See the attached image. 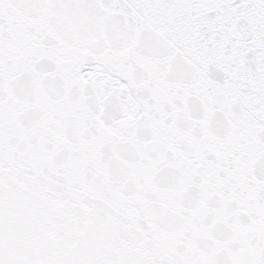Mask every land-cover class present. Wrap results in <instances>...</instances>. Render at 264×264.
I'll use <instances>...</instances> for the list:
<instances>
[{"label": "snow or ice", "instance_id": "snow-or-ice-1", "mask_svg": "<svg viewBox=\"0 0 264 264\" xmlns=\"http://www.w3.org/2000/svg\"><path fill=\"white\" fill-rule=\"evenodd\" d=\"M0 264H264V0H0Z\"/></svg>", "mask_w": 264, "mask_h": 264}]
</instances>
